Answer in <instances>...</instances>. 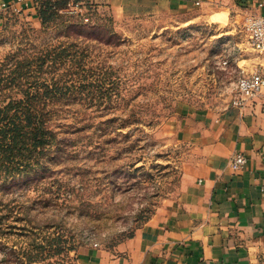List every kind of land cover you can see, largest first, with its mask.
I'll return each mask as SVG.
<instances>
[{"label":"rangeland","instance_id":"1","mask_svg":"<svg viewBox=\"0 0 264 264\" xmlns=\"http://www.w3.org/2000/svg\"><path fill=\"white\" fill-rule=\"evenodd\" d=\"M86 1L80 7L90 26L58 18L46 27L34 9L7 14L0 27L13 99L45 78L40 62L30 78L16 74L18 63L71 41L66 25L78 28L71 32L82 36L76 54L84 61L71 80L75 101L57 107L50 124L57 145L45 170L0 192V264H29L25 253L38 244L41 260L30 264H83L80 249L113 252L179 198L197 156L186 121L228 110L237 79L257 63L237 18L216 24L198 9L133 16L104 0ZM65 194L70 201L61 204ZM46 228L62 237L61 253L45 256Z\"/></svg>","mask_w":264,"mask_h":264},{"label":"crops","instance_id":"2","mask_svg":"<svg viewBox=\"0 0 264 264\" xmlns=\"http://www.w3.org/2000/svg\"><path fill=\"white\" fill-rule=\"evenodd\" d=\"M27 1L24 12L33 14V2ZM104 1L133 16L198 9L216 24L219 18L230 23L237 18L241 24L243 7L264 16V0ZM255 53L254 66L264 67V56ZM185 127L197 156L182 180L179 198L160 208L113 252L80 249V262L264 264V97L242 110L230 106L222 113L189 118ZM236 153L244 155L246 164L233 171L230 161Z\"/></svg>","mask_w":264,"mask_h":264},{"label":"trees","instance_id":"3","mask_svg":"<svg viewBox=\"0 0 264 264\" xmlns=\"http://www.w3.org/2000/svg\"><path fill=\"white\" fill-rule=\"evenodd\" d=\"M33 7L41 20V24L50 27L48 23H57L62 18V24L75 19L85 26H90L93 21L87 13L60 14L58 9L64 8L68 3L87 5L86 0H32ZM59 2L64 3V6ZM91 14V13H90ZM84 18L90 22L86 23ZM54 25V24H53ZM61 31L71 41H60L38 51L39 55L27 54L23 63H18L16 74L20 77H32L35 72L34 65L40 62L41 75L44 81L34 80L27 83L24 91L25 97L13 99L11 94L17 87L14 85L13 71L7 61L0 62V192H7L19 182L39 175L45 170V161L52 148L57 145L55 133L50 124L56 118V108L70 105L75 101L74 85L72 78L76 77L78 66H84L83 58L77 56L80 49L78 40L81 38L78 28L66 25ZM59 189H56L58 191ZM70 201L69 194L61 196V204ZM57 204V203H55ZM33 244L35 236H27ZM43 240L49 250L44 251L46 257L62 252L63 239L45 230ZM27 263L41 260V244L33 250L32 247L25 253Z\"/></svg>","mask_w":264,"mask_h":264},{"label":"built area","instance_id":"4","mask_svg":"<svg viewBox=\"0 0 264 264\" xmlns=\"http://www.w3.org/2000/svg\"><path fill=\"white\" fill-rule=\"evenodd\" d=\"M27 6V0H1L0 27L4 25L7 14L23 13ZM58 13L83 14V11L78 4L68 3L66 7L58 9ZM84 21L90 22L87 18H84ZM241 29L250 48L264 56V16L252 13L243 7L241 9ZM260 97H264V67L257 65L237 79L236 90L230 101V106L242 110ZM245 164L246 158L241 153L233 155L230 161L233 171L240 170Z\"/></svg>","mask_w":264,"mask_h":264}]
</instances>
